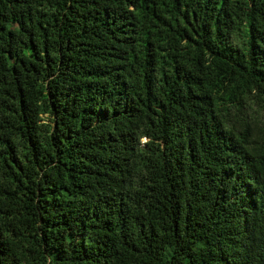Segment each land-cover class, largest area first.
Here are the masks:
<instances>
[{
  "label": "trees",
  "instance_id": "obj_1",
  "mask_svg": "<svg viewBox=\"0 0 264 264\" xmlns=\"http://www.w3.org/2000/svg\"><path fill=\"white\" fill-rule=\"evenodd\" d=\"M0 264H264V0H0Z\"/></svg>",
  "mask_w": 264,
  "mask_h": 264
}]
</instances>
